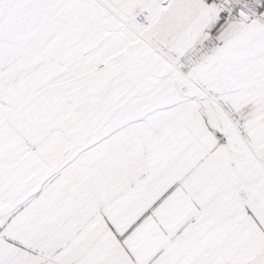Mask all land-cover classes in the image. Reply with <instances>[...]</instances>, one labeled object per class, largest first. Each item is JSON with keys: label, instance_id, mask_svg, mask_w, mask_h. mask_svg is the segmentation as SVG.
Listing matches in <instances>:
<instances>
[{"label": "snow or ice", "instance_id": "6c2138e0", "mask_svg": "<svg viewBox=\"0 0 264 264\" xmlns=\"http://www.w3.org/2000/svg\"><path fill=\"white\" fill-rule=\"evenodd\" d=\"M0 264H264V0H0Z\"/></svg>", "mask_w": 264, "mask_h": 264}]
</instances>
